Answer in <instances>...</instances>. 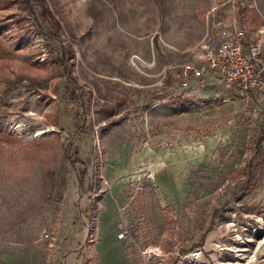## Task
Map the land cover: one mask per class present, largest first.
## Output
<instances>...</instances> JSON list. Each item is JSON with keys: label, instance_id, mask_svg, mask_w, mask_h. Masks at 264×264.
Masks as SVG:
<instances>
[{"label": "rangeland", "instance_id": "obj_1", "mask_svg": "<svg viewBox=\"0 0 264 264\" xmlns=\"http://www.w3.org/2000/svg\"><path fill=\"white\" fill-rule=\"evenodd\" d=\"M211 5L264 24V0H0V264H98L114 223L130 264H264V92L160 85Z\"/></svg>", "mask_w": 264, "mask_h": 264}, {"label": "built area", "instance_id": "obj_2", "mask_svg": "<svg viewBox=\"0 0 264 264\" xmlns=\"http://www.w3.org/2000/svg\"><path fill=\"white\" fill-rule=\"evenodd\" d=\"M205 20L201 37L184 50L188 58L163 67L160 85L174 96L198 95L209 75L214 84L244 95L264 92V24L249 32L235 20L225 24L215 5L206 10ZM88 235L91 240L92 231Z\"/></svg>", "mask_w": 264, "mask_h": 264}, {"label": "crops", "instance_id": "obj_3", "mask_svg": "<svg viewBox=\"0 0 264 264\" xmlns=\"http://www.w3.org/2000/svg\"><path fill=\"white\" fill-rule=\"evenodd\" d=\"M205 83L207 85L201 91H203L204 89L205 90L209 89L211 84L214 85L213 78L208 75L205 78ZM145 154L151 156V151L149 150L144 151L142 158ZM142 158L140 157L139 160H142ZM152 158H154L155 160L157 156ZM260 198H261V204H264V196L263 198L262 196ZM111 216L112 215H110V217L108 218H111ZM101 220L104 221V223L107 225V218ZM102 228H104V226H102ZM106 229H107L106 232L104 230L102 232V234H104L105 232L106 235L103 238H101V240L99 241L100 243H98V240L96 243L98 264H130L128 257L125 256V248L123 245V240L116 236V223H114V226L112 227L106 226Z\"/></svg>", "mask_w": 264, "mask_h": 264}, {"label": "trees", "instance_id": "obj_4", "mask_svg": "<svg viewBox=\"0 0 264 264\" xmlns=\"http://www.w3.org/2000/svg\"><path fill=\"white\" fill-rule=\"evenodd\" d=\"M50 16H52L51 14H49ZM71 54V53H65L64 55H62L61 59H59V63L60 65H62V67L64 68V71H65V75L66 77L68 78V80L71 79V76H70V71L66 65V58L67 56Z\"/></svg>", "mask_w": 264, "mask_h": 264}]
</instances>
